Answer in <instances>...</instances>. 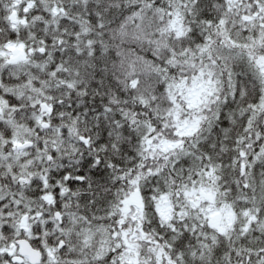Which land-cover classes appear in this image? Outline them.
I'll return each mask as SVG.
<instances>
[{
	"label": "snow or ice",
	"instance_id": "obj_1",
	"mask_svg": "<svg viewBox=\"0 0 264 264\" xmlns=\"http://www.w3.org/2000/svg\"><path fill=\"white\" fill-rule=\"evenodd\" d=\"M0 264H264V0H0Z\"/></svg>",
	"mask_w": 264,
	"mask_h": 264
}]
</instances>
